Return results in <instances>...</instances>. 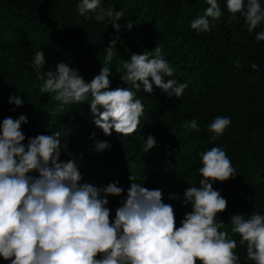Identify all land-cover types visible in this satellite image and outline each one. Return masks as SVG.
I'll list each match as a JSON object with an SVG mask.
<instances>
[{"label": "trees", "instance_id": "trees-1", "mask_svg": "<svg viewBox=\"0 0 264 264\" xmlns=\"http://www.w3.org/2000/svg\"><path fill=\"white\" fill-rule=\"evenodd\" d=\"M78 2L0 0V123L6 117L26 116L25 144L30 137L59 132L61 160L76 159L83 182L100 189L117 183L124 189L121 196L108 197L110 222L126 198L133 175L144 187L162 191V200L173 207L179 227L192 211L190 204H184V192L199 187L202 179L200 154L222 148L236 176L213 184L227 201L219 219L237 242L238 264H254L247 259L246 245L232 234L230 218L264 215V41L255 39L264 23L249 33L243 17L236 14L233 19L225 0H218L222 17L209 32L197 33L190 22L209 6L206 0H102L103 7L124 12L117 33L111 24L80 16ZM261 3L264 7V0ZM127 21L133 23L130 31ZM117 36V51L109 65L110 89L131 87L121 79L124 62L133 53L156 47L174 69L170 79L188 82L179 98L155 85L149 94L141 85L136 98L141 99L144 113L137 131L128 137L115 131L105 135L95 125L88 104L61 107L49 94H42L43 81L30 66L35 52L42 50L45 72L63 62L91 82L104 66V49ZM10 97L21 98L23 105L16 106ZM218 116L229 117L231 124L213 142L208 126ZM193 119L198 130H186L185 124ZM148 136L155 138L156 145L144 153ZM97 142H107L109 147L98 151ZM0 264L9 262L0 258Z\"/></svg>", "mask_w": 264, "mask_h": 264}, {"label": "clouds", "instance_id": "clouds-1", "mask_svg": "<svg viewBox=\"0 0 264 264\" xmlns=\"http://www.w3.org/2000/svg\"><path fill=\"white\" fill-rule=\"evenodd\" d=\"M206 3L209 6L203 14L190 22L197 33L209 32L223 15L218 0ZM225 3L233 19L236 14L243 17L249 33L264 23L261 0ZM78 13L85 19L111 24L117 33L121 31L118 22L124 12L103 7L102 0H79ZM126 28L130 31L133 23L127 21ZM118 39H112L104 49V66L91 82L63 62L45 72L42 50L35 52L30 66L43 81L39 89L42 94H49L61 107L88 104L96 117L95 125L105 135L115 131L128 137L137 131L144 113L141 99L136 98L141 85L149 94L155 85L179 98L188 82L170 79L174 69L156 47L143 54L133 53L124 62L121 79L131 87L110 89L109 65ZM255 39L264 41V30ZM257 67L252 65L254 70ZM10 102L23 105L19 97H10ZM27 122L21 115L17 119L6 117L0 123V258L9 264H238L234 253L237 242L223 230L225 223L219 219L227 201L213 188L214 183L236 176L222 148L212 147L200 154L202 179L199 187L184 192V204H190L192 211L186 213L179 227L173 207L162 200V191L144 187L133 175L126 198L110 222L108 197H119L124 189L117 183L100 189L83 182L78 161L61 160L59 132L30 137L25 144L22 125ZM230 124L229 117H216L208 126L210 140L222 137ZM185 129L197 131V121L187 122ZM155 145V138L148 136L144 153ZM108 147L107 142L96 144L98 151ZM230 223L232 234L240 237V245H246L247 259L264 264V215H233Z\"/></svg>", "mask_w": 264, "mask_h": 264}]
</instances>
